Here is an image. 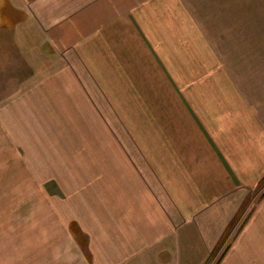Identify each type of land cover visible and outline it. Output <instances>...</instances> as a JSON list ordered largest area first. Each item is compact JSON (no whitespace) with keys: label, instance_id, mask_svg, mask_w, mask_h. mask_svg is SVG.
Wrapping results in <instances>:
<instances>
[{"label":"rangeland","instance_id":"obj_1","mask_svg":"<svg viewBox=\"0 0 264 264\" xmlns=\"http://www.w3.org/2000/svg\"><path fill=\"white\" fill-rule=\"evenodd\" d=\"M53 1L0 0V264H264V242L244 240L264 179L255 189L190 180L189 199L170 181V129L201 111L217 41L179 39L177 55H131L127 71H74L72 50L58 47L59 60L36 30ZM152 1L143 18L153 28L161 14L162 33L185 11ZM251 1L234 37L264 47V0ZM250 224L264 228L257 215Z\"/></svg>","mask_w":264,"mask_h":264},{"label":"crops","instance_id":"obj_2","mask_svg":"<svg viewBox=\"0 0 264 264\" xmlns=\"http://www.w3.org/2000/svg\"><path fill=\"white\" fill-rule=\"evenodd\" d=\"M63 1L49 2L47 6L42 2L49 17H42L39 24L32 17L29 21L41 25V31L38 27L36 30L42 39L53 41V49L72 50L67 54L74 57V71H127L131 55H137L143 63L148 53L159 58L177 55L179 39L183 40V45H187V40L197 39L203 41V47L209 39L216 40L217 46L210 47L206 53L212 59L203 65L208 79L203 82L201 111L191 108L189 114L181 113L175 118L184 122L170 129L167 157L170 181L172 185L179 183L177 191H185L188 199L190 180L195 186L203 183V179L211 181L216 189L219 183H231L233 176V183L257 188L264 179V47H253L249 42L242 44L240 34L234 37L236 30L232 26L243 23L242 9L246 13V8H256L255 1L246 0L243 5L242 0H230V3L226 0H167L164 5L169 8L179 2L185 8L180 15H169L166 21L168 31L174 30L172 37L165 35L166 28L162 33V29L156 27L162 20L161 11L159 19L154 20L155 26L147 28L143 18L147 0H72V7ZM161 1L151 3L155 7L157 3L162 6ZM53 10L57 11V16H51ZM176 23H184L185 32L179 31V25V28L174 27ZM206 24L212 25L211 37L204 27ZM216 30L218 35L214 33ZM251 36L252 40L259 38L255 34ZM234 39L237 42H233ZM146 40L149 41L147 47ZM163 40L170 41L167 50L160 42ZM56 53L58 59L60 55L65 57L59 51ZM93 64L101 67H88ZM159 160H163L162 157L157 159L162 164ZM191 192L196 195L199 191L196 193L191 187ZM195 203L194 207H201L196 210L199 214L205 204L202 200ZM256 215L264 223V199L256 206L247 225L250 236L244 240L253 246L264 242V228L250 224Z\"/></svg>","mask_w":264,"mask_h":264}]
</instances>
